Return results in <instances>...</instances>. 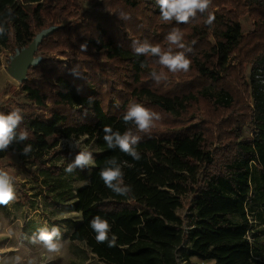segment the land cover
Here are the masks:
<instances>
[{
    "label": "trees",
    "instance_id": "16d2710c",
    "mask_svg": "<svg viewBox=\"0 0 264 264\" xmlns=\"http://www.w3.org/2000/svg\"><path fill=\"white\" fill-rule=\"evenodd\" d=\"M83 1L98 7L85 11L87 17L74 26L59 21L68 11L53 0H0V21L9 9L13 13L0 45L21 48L43 28L58 26L38 51L71 48L107 58L103 66L90 57L69 67L41 54L20 86L26 101L15 107L24 115L21 127L29 139L14 143L0 157L15 151L20 162L60 175V166L48 159L64 157L68 165L78 150H56L59 140L87 137L96 167L69 176L86 183L73 187L69 180L46 177L44 184L55 204L71 201L80 214L70 239L85 242L106 264H264L249 236L254 223L264 224V0H213V26L199 14L189 24L163 23L155 0ZM120 12L131 19L120 20ZM245 15L253 22L247 33L241 20ZM173 27L184 32L193 48L188 53L192 65L187 73L169 74L167 85H156L149 75L152 68L159 70L156 58L135 55L131 43L147 40L166 48L165 36ZM82 43L87 52L80 50ZM130 101L178 119L206 103L221 113L216 138L206 115L201 124L154 128L137 145L140 160L110 150L103 127L123 132L121 114ZM25 144L33 148L28 156L21 154ZM110 158L122 164L125 183L133 189L129 197L116 195L99 177ZM186 195L191 205L184 219L177 210ZM96 215L111 224L116 246L97 243L89 223Z\"/></svg>",
    "mask_w": 264,
    "mask_h": 264
},
{
    "label": "rangeland",
    "instance_id": "374dc122",
    "mask_svg": "<svg viewBox=\"0 0 264 264\" xmlns=\"http://www.w3.org/2000/svg\"><path fill=\"white\" fill-rule=\"evenodd\" d=\"M52 4L63 6L68 11L66 12L67 15L64 14L59 18V21L62 24L70 22L74 26H79L83 18L87 17V14L84 13L85 11L90 12L93 8L97 9L98 7L83 0L79 1V3L67 2V0H53ZM241 20L244 32H249L253 27L251 18L245 15ZM48 25L49 23L46 24V26ZM15 51L16 49L12 47L0 45V108L11 107L14 109L15 107H20L26 101L24 94L21 93V84L8 72L10 59L15 54ZM63 51L55 48L48 52H45V50L38 51L37 55L55 56L69 67H72L76 62L81 63L92 57V54L85 56L71 48L63 49ZM92 58L96 60L95 64L99 66H103L107 62V58L100 53L94 54ZM83 66H87L86 63H83ZM247 70L249 73V69ZM261 77L264 78V74ZM170 82L171 80L166 85ZM159 113L162 119L157 122L155 128L160 130L192 123L201 124L204 116L207 115L212 120L210 125L212 138L213 140L216 138L219 128L217 122L221 113L209 110L206 103H199L186 117L181 119L168 116L162 112ZM250 134V128L245 127L244 136ZM71 138L81 140L83 146L89 147L86 136ZM62 140L65 142L62 143ZM68 140L69 138H61L56 150L73 151L74 149L70 148L67 143ZM48 160V162H53L60 166L62 174L46 173L39 165L22 163L15 151H10L6 156L0 157V169L8 171L14 177L17 194L15 202L9 206H0V262L6 258L8 264H13L12 258L20 256L25 264H27L29 259L33 261V264H106L89 249L85 242L72 241L70 239L72 225L81 219L80 214L74 211L71 201L55 204L53 200L47 197L48 190L44 184L46 177H48L49 181L54 178L69 180L73 187L83 185L87 180L69 178L70 174L64 171L67 166L64 157L56 159L51 157ZM190 205L191 196L186 195L182 207L177 210L178 215L185 219L189 213ZM45 222L49 227L58 225L61 228L63 246L59 252L49 253L42 246L31 245L25 239V237H30ZM253 231L249 236L252 241L256 240L259 251L264 255V224L254 223ZM257 231L258 234L255 233ZM21 241H23L24 246H21Z\"/></svg>",
    "mask_w": 264,
    "mask_h": 264
},
{
    "label": "clouds",
    "instance_id": "9594fccd",
    "mask_svg": "<svg viewBox=\"0 0 264 264\" xmlns=\"http://www.w3.org/2000/svg\"><path fill=\"white\" fill-rule=\"evenodd\" d=\"M159 7V19L166 24L175 22L179 24H189L198 18V14L204 18V24L213 26L216 19L215 13L211 11L213 0H155ZM7 19L0 21V37L6 34L5 25L8 19L13 16L12 10L6 13ZM118 18L123 21L131 19L130 14L120 12ZM167 47H162L158 43H150L147 40H134L131 49L137 56L154 57L155 63L159 65V70L152 68L150 77L156 85L167 83L169 74L187 73L192 65V60L188 53L193 48L185 42L184 32L173 27L166 34ZM82 52H87V43L79 46ZM141 67H145L144 64ZM166 70V71H165ZM73 74L82 78L77 69H73ZM92 98H89L91 103ZM159 112L144 106L142 103L130 101L126 110L121 114V120L126 126L123 132L113 130L109 125L103 127V140L110 150L119 149L120 152L131 156L134 160H140L141 154L137 151V145L144 135L151 136L157 122L161 121ZM24 115L21 109L15 108L9 112L0 111V152H6L14 143H22L29 139V132L22 128ZM64 143L65 141H61ZM70 148L78 149L74 160H72L64 171L68 174L76 169L84 170L96 167L93 153L82 145L81 140L69 138L67 141ZM31 144H25L21 154L28 156L32 152ZM125 173L122 164L116 158H110L105 166L100 169L99 177L106 188L118 196L129 197L133 191L132 186L125 183ZM17 199L15 180L8 171L0 169V206H9ZM90 227L95 232L97 243H106L109 247L116 246L118 237L112 233V226L109 221L100 215L94 216L90 220ZM111 233V235H110ZM62 232L58 225L51 227L45 222L30 237H25L31 245H40L49 253L59 252L62 248ZM21 246L23 241H21ZM13 264H25L20 256L12 258ZM0 264H8L5 258ZM27 264H33L29 259Z\"/></svg>",
    "mask_w": 264,
    "mask_h": 264
},
{
    "label": "water",
    "instance_id": "95a60500",
    "mask_svg": "<svg viewBox=\"0 0 264 264\" xmlns=\"http://www.w3.org/2000/svg\"><path fill=\"white\" fill-rule=\"evenodd\" d=\"M57 28L58 26L43 28L28 45L17 48L15 54L11 56L8 72L20 84L28 78L29 69L40 63L41 56L37 55V52L41 42Z\"/></svg>",
    "mask_w": 264,
    "mask_h": 264
}]
</instances>
